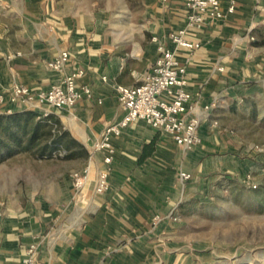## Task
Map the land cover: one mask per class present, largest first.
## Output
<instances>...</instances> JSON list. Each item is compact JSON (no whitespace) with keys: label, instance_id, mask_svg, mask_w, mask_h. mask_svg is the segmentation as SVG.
<instances>
[{"label":"crops","instance_id":"obj_1","mask_svg":"<svg viewBox=\"0 0 264 264\" xmlns=\"http://www.w3.org/2000/svg\"><path fill=\"white\" fill-rule=\"evenodd\" d=\"M185 2L150 0L148 25L139 29V38L127 49L129 42L95 28L84 16L66 9L61 0H0V93L17 82L35 91L48 89L66 74L82 69L77 84H89L92 96L83 97L72 108L50 110L88 152L105 126L126 113L116 86L139 84L156 59L160 42L175 49L187 66V88L197 107L214 103L200 127L202 142L191 150L144 119L125 126L113 138L117 151L111 188L104 194L94 192L96 170L103 165L99 154L83 195H77L71 173L83 169L87 158L82 167L59 174L51 190L27 198L16 209L6 203L0 208V264H22L32 243L38 245L36 264H144L143 254L156 252L158 245L167 247L172 222L154 225L153 218L188 200L198 189L199 172L221 169V162L205 169L204 157L211 150L230 146L229 134H221L211 117L237 80L238 52L241 58L248 57L255 41L250 36L264 25V0H237L234 13L188 31L187 39L200 43L199 47H177L168 33L185 26ZM63 50L70 53L66 66L52 68L49 63ZM17 52L21 55L7 59ZM7 109L23 106L6 102L1 110ZM181 171L192 174L185 185Z\"/></svg>","mask_w":264,"mask_h":264},{"label":"rangeland","instance_id":"obj_2","mask_svg":"<svg viewBox=\"0 0 264 264\" xmlns=\"http://www.w3.org/2000/svg\"><path fill=\"white\" fill-rule=\"evenodd\" d=\"M74 14L97 29L113 32L130 47L150 19V0H61ZM264 25L248 57L237 54V80L213 112L221 134H229V149L207 154L198 189L178 207L166 246L151 249L144 264H264ZM240 50V44H238ZM215 146V145H214ZM213 146V147H214ZM216 147V146H215ZM88 156L17 152L0 160V208L15 209L29 197L51 190L59 174L82 167ZM214 159V160H213ZM86 161V163H87ZM85 163V164H86ZM85 167V166H84ZM81 170V169H80ZM252 175L257 188L246 176ZM2 204V205H1ZM160 243V242H158ZM146 261V262H145Z\"/></svg>","mask_w":264,"mask_h":264},{"label":"built area","instance_id":"obj_3","mask_svg":"<svg viewBox=\"0 0 264 264\" xmlns=\"http://www.w3.org/2000/svg\"><path fill=\"white\" fill-rule=\"evenodd\" d=\"M224 3L226 6L224 7ZM237 0H186V24L177 30L168 33V38L177 47H186L191 50L200 46V43L187 39L191 29H200L208 20L224 19L235 12ZM251 30H249L250 32ZM157 41V37H153ZM250 39L255 40L251 35ZM157 57L145 71L142 81L137 85L116 86L118 101L125 110L124 117L116 122L108 123L103 135L96 140L89 149L88 161L81 170L71 173V180L77 195L84 193V187L91 180L92 163L101 154L103 165L98 167L94 177V192L104 194L111 188L110 173L116 154L113 138L122 133L130 122L144 119L152 127L168 134L185 150H191L201 144L200 127L203 118L208 114L214 103L198 108L195 96L187 88V66L182 63L176 50L165 43H159ZM21 55L17 52L7 56L8 60ZM70 58L68 50H63L49 63L54 69H63ZM222 69V68H221ZM84 74L82 69L64 76L61 83L54 84L48 89L33 90L22 83H14L7 91L0 93V113H11L12 109L1 110L6 102L19 103L23 109L37 110L47 116L50 108L74 107L83 97H91L92 87L89 84L79 86L77 80ZM213 124H217L215 121ZM180 181L185 185L192 174L181 171ZM246 181L252 188L258 184L252 180V175L246 176ZM179 204L173 206L166 213H157L153 218L154 225L164 220L177 221ZM37 243L28 246L22 264L37 263Z\"/></svg>","mask_w":264,"mask_h":264},{"label":"trees","instance_id":"obj_4","mask_svg":"<svg viewBox=\"0 0 264 264\" xmlns=\"http://www.w3.org/2000/svg\"><path fill=\"white\" fill-rule=\"evenodd\" d=\"M35 148H39L41 154L70 155L77 150L89 155L86 147L63 127L53 113L43 116L31 109L0 113V160Z\"/></svg>","mask_w":264,"mask_h":264}]
</instances>
